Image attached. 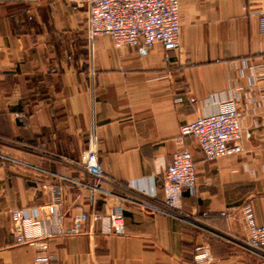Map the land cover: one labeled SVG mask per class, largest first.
Wrapping results in <instances>:
<instances>
[{"label":"crops","instance_id":"crops-1","mask_svg":"<svg viewBox=\"0 0 264 264\" xmlns=\"http://www.w3.org/2000/svg\"><path fill=\"white\" fill-rule=\"evenodd\" d=\"M80 1L0 0V264H33L37 251L16 243L15 208L51 234V264H263L242 206L264 223V0H179L178 50L90 42ZM230 99L251 132L244 151L207 161L185 138L187 217L152 209L179 126ZM92 127L104 179L90 199L80 154ZM116 203L120 232L106 216Z\"/></svg>","mask_w":264,"mask_h":264},{"label":"built area","instance_id":"built-area-1","mask_svg":"<svg viewBox=\"0 0 264 264\" xmlns=\"http://www.w3.org/2000/svg\"><path fill=\"white\" fill-rule=\"evenodd\" d=\"M80 4L86 8V34L90 42L96 36L109 35L117 47L133 45L147 48L160 44L166 50L180 49L179 0H81ZM260 28L264 32V14L260 17ZM189 136L196 140L204 159L213 161L242 153L243 142L251 137V132L243 127L234 99L220 102L217 110L179 126L175 139L181 147L172 154L164 171V198L150 206L155 211L179 219L187 217L182 205L183 191L187 189L193 193L196 182L192 154L183 145ZM80 164L86 172L84 185L89 190L90 199H93V192L99 189V183L104 179L93 127L87 145L81 151ZM60 202V189L53 187L52 203ZM122 211V206L116 203L106 213L113 232L122 230ZM242 212L248 223L246 245L263 256L264 264V223H255L250 204H244ZM10 216L16 243L37 248L33 264H51L54 259L48 242L51 234L33 233L31 230L38 222L31 219L23 208L11 210ZM100 217L98 213L90 215L91 220ZM55 233H62L59 225ZM195 258L211 260L207 251L197 253Z\"/></svg>","mask_w":264,"mask_h":264}]
</instances>
